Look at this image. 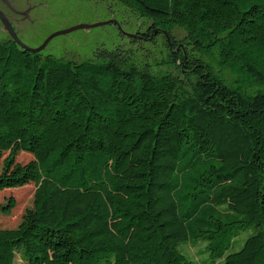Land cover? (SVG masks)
<instances>
[{
    "label": "trees",
    "instance_id": "trees-1",
    "mask_svg": "<svg viewBox=\"0 0 264 264\" xmlns=\"http://www.w3.org/2000/svg\"><path fill=\"white\" fill-rule=\"evenodd\" d=\"M115 1L163 55L0 41V191L35 186L0 264H264V0Z\"/></svg>",
    "mask_w": 264,
    "mask_h": 264
},
{
    "label": "rangeland",
    "instance_id": "rangeland-1",
    "mask_svg": "<svg viewBox=\"0 0 264 264\" xmlns=\"http://www.w3.org/2000/svg\"><path fill=\"white\" fill-rule=\"evenodd\" d=\"M37 6L27 8L28 17L19 31L18 38L30 47H36L52 33L72 27L77 24H93L113 19L117 23H109L91 28H80L66 34L54 36L46 45L43 53L56 57L75 58L78 60L90 58L98 48L112 50L122 47L134 54L137 59L160 57L166 51L163 36L150 32V21L141 18L128 7L115 0H33ZM35 3V4H36ZM120 25V28L119 26ZM136 29L146 30V35L136 33ZM176 30H172L174 32ZM129 33L134 36H128ZM165 34V33H164ZM166 35V34H165ZM143 36V37H142ZM145 37V38H144ZM6 38V33L0 26V41ZM170 44V43H169ZM171 46V45H170ZM172 47V46H171ZM157 69V66H153ZM32 160L26 152H19L16 162L24 164ZM35 186L28 183L22 186L5 188L0 191V227L16 226L23 213L33 207ZM245 233L239 236L245 239ZM202 244L187 246L189 256L200 263L203 254H197ZM47 260L53 261L51 253L47 252ZM207 256V254L205 255ZM15 264H27L19 255Z\"/></svg>",
    "mask_w": 264,
    "mask_h": 264
},
{
    "label": "flooded vegetation",
    "instance_id": "flooded-vegetation-1",
    "mask_svg": "<svg viewBox=\"0 0 264 264\" xmlns=\"http://www.w3.org/2000/svg\"><path fill=\"white\" fill-rule=\"evenodd\" d=\"M35 3H36V1H33V0H0V11L4 14V17L8 21L9 25L11 26V28L13 29V32L17 35V37H19L18 36L19 31L24 26L23 22L28 17L27 8H29V9L34 8L35 6H37L38 1L36 4ZM0 26L2 27V29L6 33V38L4 40L5 41H14L12 38V35L9 33V31L7 29V26L2 23L1 19H0ZM149 27L150 26H148V28ZM145 31L146 30L136 29V33L141 34V35H146L144 33ZM43 41H42V43H43ZM49 41H48V43H49Z\"/></svg>",
    "mask_w": 264,
    "mask_h": 264
},
{
    "label": "water",
    "instance_id": "water-1",
    "mask_svg": "<svg viewBox=\"0 0 264 264\" xmlns=\"http://www.w3.org/2000/svg\"><path fill=\"white\" fill-rule=\"evenodd\" d=\"M0 19L2 21V23L4 25L7 26V29L9 31V33L12 35V38L14 40V42L22 49L24 50H27V51H30V52H34V53H37V52H40V51H43L46 44L48 43V41L50 39H52L54 36H57V35H60V34H66V33H69L73 30H76V29H80V28H91V27H95V26H102V25H105V24H109V23H117L115 20L113 19H110V20H106V21H101V22H96V23H93V24H77V25H74L72 27H69V28H66V29H63V30H59V31H56L54 33H52L50 36H48L42 44H40L39 46L37 47H30L28 45H26L25 43H23L18 37L17 35L13 32V29L11 28V26L9 25L8 21L6 20V18L4 17V14L0 11ZM119 28H120V25H118ZM127 34L128 36H134V35H131L129 33H125ZM169 39V38H168Z\"/></svg>",
    "mask_w": 264,
    "mask_h": 264
}]
</instances>
